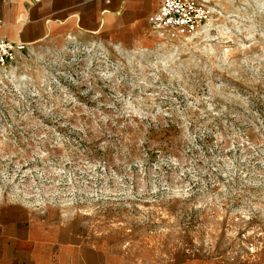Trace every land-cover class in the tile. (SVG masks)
<instances>
[{"label":"rangeland","instance_id":"374dc122","mask_svg":"<svg viewBox=\"0 0 264 264\" xmlns=\"http://www.w3.org/2000/svg\"><path fill=\"white\" fill-rule=\"evenodd\" d=\"M144 50L34 45L0 68V207L121 264L264 246V0Z\"/></svg>","mask_w":264,"mask_h":264},{"label":"crops","instance_id":"0c3cea01","mask_svg":"<svg viewBox=\"0 0 264 264\" xmlns=\"http://www.w3.org/2000/svg\"><path fill=\"white\" fill-rule=\"evenodd\" d=\"M161 0H0V37L34 45L96 42L144 50L157 33L147 16ZM0 264H121L87 243L70 221L32 218L0 207ZM180 264H264V246L238 260L191 258Z\"/></svg>","mask_w":264,"mask_h":264},{"label":"built area","instance_id":"2783aa9c","mask_svg":"<svg viewBox=\"0 0 264 264\" xmlns=\"http://www.w3.org/2000/svg\"><path fill=\"white\" fill-rule=\"evenodd\" d=\"M217 14L211 0H161L146 20L157 34L187 36L208 26ZM24 48L22 43L0 37V68L11 64Z\"/></svg>","mask_w":264,"mask_h":264}]
</instances>
